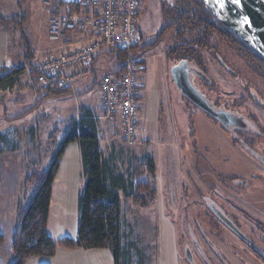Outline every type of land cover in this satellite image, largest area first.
Here are the masks:
<instances>
[{
    "label": "rangeland",
    "instance_id": "obj_1",
    "mask_svg": "<svg viewBox=\"0 0 264 264\" xmlns=\"http://www.w3.org/2000/svg\"><path fill=\"white\" fill-rule=\"evenodd\" d=\"M178 1L140 0L139 46L127 52L126 61L108 52L97 55L94 72L88 76L96 81L92 88L85 90L86 87L77 85L75 95L41 100L44 94L30 91L27 78L23 77L15 89L3 93L0 232L4 233L5 241L0 245L3 258L0 264H4L5 257L15 256L14 237L10 240L7 235L17 223L20 201L28 204L35 192L34 186L24 188L25 177L35 168L42 173L50 167L74 120L81 119L86 106L97 107L100 81L107 75L115 76L124 62L135 63L143 76L139 115L144 129L140 140L143 133L151 143L139 144V141L133 146L127 145L117 123L108 122L103 116L99 122L100 140L106 155H113L122 170L128 169L135 159L146 156H153L156 161L154 200L146 207L128 201L123 208L128 223L125 232L131 230L133 239L145 250L144 263L264 264V166L215 117L194 111L193 106L181 102L183 98L171 70L180 55H190L212 80L206 86L197 81L199 88L211 100H221L224 106L233 105L235 111L244 112L258 124L263 135L264 111L244 93L243 86L252 87L264 98V80L251 69V57L238 56L231 50L240 49L237 43L227 40L223 33L212 32L208 41L200 31L184 27L186 23L177 17ZM42 2L29 3L24 27L26 38L34 47L38 43L43 50H48L54 44L48 38L49 14ZM0 14L7 18L21 16L13 5L0 7ZM0 26L10 31L11 46L4 59L5 66H23L19 58L23 55L18 53L22 46L20 30L15 24ZM199 40L202 43L198 44ZM203 42L207 46L203 47ZM215 52L241 77L232 76L222 67ZM240 97H244L246 107L234 106ZM246 141L264 156V136L253 143ZM73 151L69 147L66 152L69 162L73 161ZM213 203L222 206L234 227L224 225L225 221L212 208ZM169 221L173 223L177 241L173 250L168 247L172 236ZM238 228L246 240L240 239Z\"/></svg>",
    "mask_w": 264,
    "mask_h": 264
},
{
    "label": "trees",
    "instance_id": "obj_2",
    "mask_svg": "<svg viewBox=\"0 0 264 264\" xmlns=\"http://www.w3.org/2000/svg\"><path fill=\"white\" fill-rule=\"evenodd\" d=\"M177 6L180 9H178L177 17L181 23H186L184 27L188 26L192 30L200 31L199 33H202L208 41L212 32L229 34L261 58L216 19L202 0H179ZM26 19L25 13L19 18H7L0 14L2 26L15 24L18 27L16 29L20 30L25 62L31 69L32 82L29 83V89L34 92L33 82L37 73L31 62L33 50L25 34ZM200 40L198 44L202 43ZM203 43V47L207 46L205 42ZM129 50H110L108 53L126 61L124 57ZM125 65V62L121 64L120 72ZM24 71L25 68L9 69L7 67L0 70V102L3 99V92L15 89ZM39 94H44L41 100H46L50 97H62L71 92L67 88L54 84ZM100 129L98 119L90 112H83L81 119L74 120L68 129L62 144L55 151L50 167L42 173L35 168L33 173L25 177L24 188L27 190L34 186L35 192L31 195L28 204L20 201L18 205L17 227L12 244L15 256L12 264H27L34 258L53 257L57 253L58 246L84 250L108 248L114 256L115 264H145L144 260L147 257L145 250H141L139 244L133 239L131 230L125 232V226H128V223L125 220L122 203L129 201L135 206L146 207L154 200L156 161L153 156H146L135 159L128 169L122 170L115 157L107 156L104 152L100 140ZM0 139L4 138L0 136ZM75 143H78L80 147L84 177V189L79 197V236L76 243L68 237L59 244H55L47 230L53 185L61 168L66 148ZM4 241L5 237L0 233V245ZM135 259H137L136 262Z\"/></svg>",
    "mask_w": 264,
    "mask_h": 264
},
{
    "label": "built area",
    "instance_id": "obj_3",
    "mask_svg": "<svg viewBox=\"0 0 264 264\" xmlns=\"http://www.w3.org/2000/svg\"><path fill=\"white\" fill-rule=\"evenodd\" d=\"M60 5L49 20V41L58 45L37 60L34 92L58 85L76 94V82L93 74L97 55L110 50H129L139 46L140 0H54L48 9ZM140 69L126 63L117 77L101 80L100 105L106 121L116 122L123 141L133 146L140 141L138 89ZM7 90L3 93H10Z\"/></svg>",
    "mask_w": 264,
    "mask_h": 264
},
{
    "label": "crops",
    "instance_id": "obj_4",
    "mask_svg": "<svg viewBox=\"0 0 264 264\" xmlns=\"http://www.w3.org/2000/svg\"><path fill=\"white\" fill-rule=\"evenodd\" d=\"M47 1L54 2V0H43L42 2L45 10L49 14V19H48V24H47L49 26V20L52 16L51 12L52 13L54 12V14L58 15V13L62 10V8L60 5H55L52 8L48 9L46 6ZM34 2H36V0H0V7H5L7 5L16 6L18 8L20 15H23V13H25L26 10H28V7L30 5L29 3H34ZM9 34H10V31L8 29L1 28L0 26V66L2 68L7 67L5 66L4 59H5V56L9 54V46H11L10 40L8 39ZM33 35H36V33L34 32ZM30 45H31V48H34L33 49L34 54L31 59V62L34 65V69H36L37 60L42 54H47L48 51L58 46V45H52L50 48H48V50L46 49L43 50L40 47V45H38V43L35 45V47L31 43ZM23 46L24 45L22 42V46H19L20 47L19 49L21 51L18 49L19 51L18 53L23 55L22 58L20 57L21 55L19 56V58L21 62H24V65L21 67H10L9 66L7 68L9 69L25 68V71L20 79H22L23 77L27 78L26 83H28L29 85V83L32 82L31 69L29 65L27 64V62H25V50ZM95 63H96V59H95V62L93 63V71L95 68L94 67ZM119 73H120V70H118L116 75L113 77H117ZM88 76H86L83 80L76 82L77 83L76 85L80 86L83 89L84 87H86L85 90L95 86L96 81L92 77L88 78ZM142 77L143 76H141V80H142ZM100 83L98 84V89L100 87ZM140 87L141 86H139V89ZM139 89H138V92H139L138 101L140 102L141 92L139 91ZM100 98H101V94L99 91V96L97 98L98 100L97 107L93 108L92 106L90 107L86 106L87 109H85L84 111V113L86 112L92 113L94 117L98 119L99 122L100 120H102L101 118L103 116V110L100 105ZM86 103H89V102H86ZM140 111H141V108H139L138 115ZM138 119H139V125L141 127L142 116L139 115ZM115 125L117 126V124ZM142 129L144 128L142 127ZM145 142L151 143V140L149 138H146L145 135L142 133L139 144L140 143L142 144ZM69 147H72V149L74 150L73 151L74 154H72V159H73L72 162H69V158L67 160V157H66V154H67L66 152L69 149ZM64 153L65 155L61 162V168L54 180L53 193L51 197L52 201H51L50 211H49L50 217L47 223L48 224V228H47L48 234L51 236L55 244H59L61 241L67 239L68 237L71 238L74 243L78 241L79 215H80L79 197L84 189L83 187L84 177L82 176V164H81L82 155L80 153L79 144L75 143V144L68 146ZM122 204L127 205V202L124 201ZM170 221H169V224H170V230H171V235H172L171 241H170L171 246H168V244L167 246L171 250H173L176 247L177 241L175 238V230L173 228V223ZM16 226L17 225H12L10 229L11 232L9 233V235H7L10 238V240L13 239V234L15 232ZM0 233L4 235L3 232H0ZM162 250L164 251L163 247H162ZM13 258L14 256L12 254L8 256L7 258L5 257L3 261L4 264H12L14 261ZM0 259H3L2 256L0 257ZM45 263L47 264H115V259H114V256H112V252L108 248L84 250L81 248L80 249H71V248L67 249L63 246H58L57 253L53 257L45 256V257L34 258V260L28 262L27 264H45Z\"/></svg>",
    "mask_w": 264,
    "mask_h": 264
},
{
    "label": "flooded vegetation",
    "instance_id": "obj_5",
    "mask_svg": "<svg viewBox=\"0 0 264 264\" xmlns=\"http://www.w3.org/2000/svg\"><path fill=\"white\" fill-rule=\"evenodd\" d=\"M224 37H226V39H232L231 41L236 42L237 47H239L240 49H232L235 53H237V55L239 56L240 54H243L244 56H250L251 57V61L252 63H249L251 65V69L255 71V73L257 75H259L263 80H264V72H262V70L264 71V59L261 57H257L256 54H254L253 52H251L246 46L244 47L241 43H239L238 41H236V39L232 38L231 35H226L224 34ZM234 45V44H233ZM239 52V53H238ZM215 54V58L217 59V61L219 62V64L224 67L232 76L234 77H241L239 76L238 72L234 71L231 67H229V65H227V63L225 62V60L222 58V56L220 54H217L216 52ZM258 54V53H257ZM247 59V58H246ZM177 66L182 67L186 73V77L189 78L191 80V84L193 85L194 89L197 90L200 94V96L203 97V99L208 103V107L209 109L213 112V114H211L210 112H207L205 110H201L198 105H196L193 101H191V99L189 100L187 96H185L181 90H179V88L177 87V90L180 91L181 96L183 98V100L181 102H183L186 106L189 105L194 107V111L196 110H200V111H204L206 112L209 116L211 117H215L219 123H221L223 125L224 128H226L230 134H232L235 138V140H237V142L239 141L243 146L246 147V149L254 156L256 157L261 164H263L264 166V156L258 152L256 149H254L251 145H248L246 140H250L252 143L255 142L256 139H260L261 136H264L262 132H260V127L258 126V124L256 122H254L253 120H251L249 118V116L247 117L244 112H240V111H235L236 108L231 105L230 107L228 106H224L223 103L221 102V100H211L208 96V94H206L203 89H200L197 81H199L200 83L204 84L205 86L207 84H212V80H210L209 77H207L206 72L201 68V66H199L195 60L192 59V57L190 55H188L187 57H184L182 55L179 56V60L177 61L176 65L172 66V70L174 68H177ZM259 68H261V72L260 74H258V70ZM171 70V73H172ZM174 80V79H173ZM244 87V93H246L247 95L249 94L251 96V98L253 99V101L255 102V105L257 106V108L261 109L264 111V98L261 97L259 94H257V91H255L252 87L248 86ZM239 102H237L240 107L244 106L246 107V102L244 97H240L239 100H237ZM212 208L214 209L216 215L218 216L219 219H221V217L218 214H222L224 216H226L229 219V216L226 215V213L224 212L222 206H220L219 204H211ZM222 220V219H221ZM231 220V219H229ZM223 221V220H222ZM225 226L227 225V223L224 224ZM228 227V225H227ZM237 234L240 237V239L246 240L247 238L244 237L243 233L241 232V230L238 228L237 229ZM196 240V239H195ZM257 250V249H256ZM258 252H260V250H258Z\"/></svg>",
    "mask_w": 264,
    "mask_h": 264
},
{
    "label": "water",
    "instance_id": "obj_6",
    "mask_svg": "<svg viewBox=\"0 0 264 264\" xmlns=\"http://www.w3.org/2000/svg\"><path fill=\"white\" fill-rule=\"evenodd\" d=\"M206 8L222 24L246 43L254 52L264 59V0H202ZM172 78L182 93L202 110L213 112L208 103L194 89L191 80L186 77L182 67L172 70ZM228 226L234 227L231 220L218 214ZM236 228V227H235Z\"/></svg>",
    "mask_w": 264,
    "mask_h": 264
},
{
    "label": "snow or ice",
    "instance_id": "obj_7",
    "mask_svg": "<svg viewBox=\"0 0 264 264\" xmlns=\"http://www.w3.org/2000/svg\"><path fill=\"white\" fill-rule=\"evenodd\" d=\"M236 2L238 3V2H239V0H236Z\"/></svg>",
    "mask_w": 264,
    "mask_h": 264
}]
</instances>
